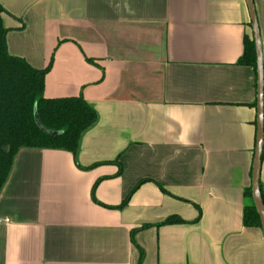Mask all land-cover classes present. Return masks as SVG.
I'll return each instance as SVG.
<instances>
[{
  "label": "crops",
  "instance_id": "1",
  "mask_svg": "<svg viewBox=\"0 0 264 264\" xmlns=\"http://www.w3.org/2000/svg\"><path fill=\"white\" fill-rule=\"evenodd\" d=\"M0 4L8 53L51 60L44 97L81 96L98 115L76 154L16 152L0 264H264L263 229L243 223L257 134V74L239 62L247 0ZM252 6L264 108V0Z\"/></svg>",
  "mask_w": 264,
  "mask_h": 264
},
{
  "label": "trees",
  "instance_id": "2",
  "mask_svg": "<svg viewBox=\"0 0 264 264\" xmlns=\"http://www.w3.org/2000/svg\"><path fill=\"white\" fill-rule=\"evenodd\" d=\"M4 14L0 4V189L20 148L60 149L76 154L82 135L98 119L93 106L81 96L44 97V78L51 60L46 67L37 69L24 59L10 55L6 46L8 30L3 24ZM239 62L256 70L254 39L245 42ZM259 194L262 201L264 192L260 187ZM246 195L252 197L250 188ZM172 221L170 218L166 222ZM243 223L262 228L254 202L244 208Z\"/></svg>",
  "mask_w": 264,
  "mask_h": 264
},
{
  "label": "water",
  "instance_id": "3",
  "mask_svg": "<svg viewBox=\"0 0 264 264\" xmlns=\"http://www.w3.org/2000/svg\"><path fill=\"white\" fill-rule=\"evenodd\" d=\"M247 4L250 11L251 23L254 33V44H255V55H256V74H257V134H256V146L253 161V172H252V197L256 210L260 216L262 229L264 231V209L261 204L260 194H259V166L261 157V140L263 134V98H262V82H263V63H262V53L260 45V37L258 25L254 15V10L252 6V0H247ZM40 126L39 122L37 121ZM41 127V126H40ZM42 128V127H41ZM43 129V128H42ZM45 132V129H43ZM4 151L6 147L2 148Z\"/></svg>",
  "mask_w": 264,
  "mask_h": 264
}]
</instances>
